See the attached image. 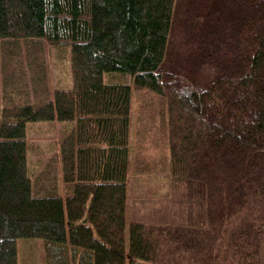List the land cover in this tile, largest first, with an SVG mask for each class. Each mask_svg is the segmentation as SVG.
<instances>
[{
	"label": "trees",
	"instance_id": "16d2710c",
	"mask_svg": "<svg viewBox=\"0 0 264 264\" xmlns=\"http://www.w3.org/2000/svg\"><path fill=\"white\" fill-rule=\"evenodd\" d=\"M190 1L0 0V264L36 239L40 264H264V0H235L232 53L194 73L170 51ZM66 45L71 85L52 88ZM42 120L60 137L32 165ZM155 124L176 208L132 220L126 250L133 135Z\"/></svg>",
	"mask_w": 264,
	"mask_h": 264
},
{
	"label": "rangeland",
	"instance_id": "374dc122",
	"mask_svg": "<svg viewBox=\"0 0 264 264\" xmlns=\"http://www.w3.org/2000/svg\"><path fill=\"white\" fill-rule=\"evenodd\" d=\"M205 1L202 3V0H195V3H201L205 6L198 10H191V5L194 4L191 0V4L186 6V9L190 11V16L187 17L189 22L184 23L182 21L185 20L186 16H184V12L179 11V14L175 16L173 25V41H171L170 51L181 59L185 58V62L193 66L192 73L202 70V62H204L206 54L209 53L212 60L219 62L220 59L227 60L229 54L232 53L231 49L224 51L227 40L225 30L236 18L237 5L235 0H207L206 3ZM205 8L207 9L204 14L202 13L203 19L199 20L198 24L195 23L194 17L201 14ZM224 20L228 23H225ZM183 39L184 41L181 42ZM48 49L50 86L52 88L70 86L69 46L66 45L64 50L61 48L52 49L51 47ZM121 77L122 80L127 79L125 75H121ZM144 96L150 97L151 95L137 91L135 96L137 108L143 104ZM157 127L159 129V124L158 126L155 124L151 129H140L139 133L133 135L132 168L127 177L125 196L126 250L129 246V223L132 220L168 223L173 218L174 208H176L171 190V178L164 156V150H167V147H163L159 139L160 132L155 129ZM60 128L61 123L57 121L27 122L29 144L27 156L32 165L53 149L52 147L56 145V141L60 137ZM159 131L163 132V130ZM18 246L20 264H40L42 244L39 239L21 240Z\"/></svg>",
	"mask_w": 264,
	"mask_h": 264
}]
</instances>
